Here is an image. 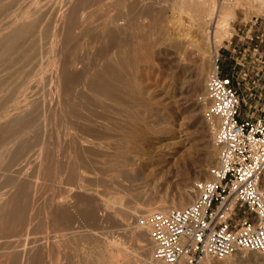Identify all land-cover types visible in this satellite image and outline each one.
I'll return each instance as SVG.
<instances>
[{"label": "bare ground", "instance_id": "6f19581e", "mask_svg": "<svg viewBox=\"0 0 264 264\" xmlns=\"http://www.w3.org/2000/svg\"><path fill=\"white\" fill-rule=\"evenodd\" d=\"M102 1L66 0L64 11L57 17L52 0H0V72L3 71L0 75V158L5 155V152H11L12 147L17 145L15 151L11 152L14 153V157L10 155L13 158L10 157V159L11 162L13 160V164L21 165L26 159L21 161L23 152L26 153L27 149L28 152L33 150L35 156L33 158L36 159L35 164H37V167H34L37 168L34 173L42 174L52 167L54 172L50 170L56 174L57 184L59 183L57 178L59 179L62 175L67 176L72 180L71 182L80 184L83 181L82 169L88 173L90 170L92 174L97 173L98 163L101 165V170L105 171V175L107 172L111 179L123 178V182L128 177V171H134V167L132 168L134 165L131 163L136 158L128 156L127 147L138 136L137 131L134 130L137 129L136 123L139 122V125L148 127V89L141 78L139 68L140 62H144L143 56L146 55L143 53L147 52L148 48V18L153 20V23L149 24L151 31H156L157 35L160 34L167 44H174L177 36H175V25L177 26L178 23H174L170 30L161 23L158 24L154 19L156 11L148 5L149 0H112L111 4L105 7ZM176 1L172 4L178 12L196 13V16L192 12L188 16L190 13L188 12L186 16L193 21L197 19L196 27L207 34L209 39L212 36L213 41L215 38L220 39L221 33L226 36L229 20L235 17V10L245 2L244 0H229L228 3H224V0ZM260 2L264 6V0ZM95 5L92 11L91 7ZM102 10L103 15L97 16ZM96 22L97 29L92 27ZM210 25H214L217 29L214 33L206 30ZM127 31L132 32L133 36L126 35ZM46 37L50 39L48 40L52 52L48 76L43 61L46 53L42 50ZM87 38L91 43H100L98 49L94 51L92 57L83 55L85 58H81L80 55L78 58L76 53L81 48V41ZM91 45L89 48H93ZM213 50V53H216L215 47ZM46 66H49L47 62ZM45 78L49 82L47 84L49 88L45 87ZM49 115L52 116L55 131H61L64 136V141L56 142L55 146L52 145L54 143L50 144L56 148H54L55 151L52 150V153L45 152L53 149L46 147L51 143L50 139L54 137V133H51V136L44 133ZM211 128H213L214 139L215 128ZM24 140L25 142L29 140V144L24 145ZM37 146L39 147L36 149ZM100 148H103V152ZM57 149L62 152V155H60L61 152L58 153L59 155L56 154ZM57 156L63 157L59 160ZM212 158L214 159V156ZM28 159H26L27 162ZM30 159L32 161V158ZM29 162L26 165H29ZM30 165L33 168L32 164ZM22 170V167H16L15 171L19 173L18 175L13 169L18 176H22ZM18 176L17 179H13V176L11 178L14 192L9 194L7 192V198L0 202L3 204L0 207V233L4 235L7 233L25 241L21 244L20 252L15 250L16 252L11 254V260L8 258L7 264H40L41 258L49 260L45 259L49 252L47 246L43 249L32 248L34 241L28 242L23 236L19 238L21 234L18 237L15 235L24 224V220L29 221L28 217L31 215L27 212L32 211V208L29 210L26 208L28 202L25 206L24 201H21L22 198L24 200L26 193L25 186ZM68 183L67 185H70ZM80 187L82 189V186ZM73 189L71 186L64 197L68 198V193L73 192ZM191 192L193 187L175 200L172 199L169 202L162 200L146 205L135 222L129 221L127 216L136 207H130L132 204L125 205L122 211L117 212L123 220L118 238L113 241L106 240L103 243L107 247L103 252L104 255L102 254L103 263L139 264L149 260L154 244L148 235V228L138 223L139 217L152 212L181 209L191 203ZM118 196L117 200L116 198L113 200L120 206L124 205L123 196ZM49 200L44 210L46 219L53 220L59 227L64 228L67 222L64 216L66 204L63 201L65 200H57L54 196ZM152 204H156L155 207H151ZM128 241H135L136 248L133 251H129V247L125 245ZM28 246L33 251L29 248L27 250ZM8 249L10 250L9 247ZM11 252L14 251L11 250ZM103 258L101 256V259ZM225 260L231 261V257H226ZM45 263L47 264V261ZM206 264L213 263L208 261Z\"/></svg>", "mask_w": 264, "mask_h": 264}, {"label": "rangeland", "instance_id": "374dc122", "mask_svg": "<svg viewBox=\"0 0 264 264\" xmlns=\"http://www.w3.org/2000/svg\"><path fill=\"white\" fill-rule=\"evenodd\" d=\"M111 1L112 0H103V7L109 6ZM227 1L229 0H224V3ZM244 1L245 2L235 10V17L229 20L226 36L221 33L222 37L220 39L215 38L214 41L211 39L213 38L212 36L209 39L207 34L196 27L197 19L193 21L186 16L190 11L187 13L183 11L185 14H182L181 11L178 12L175 5L172 4L173 2H177L176 0L148 1V5L153 7V11H156L154 12V19L158 24L161 23L170 30L172 26H174V23H178L177 26L175 25V36H177L174 44H167L163 41V38L160 37V34L157 35V33L155 34L156 31H151L149 24L153 23V20L148 18V48L147 52L143 53V55L146 54L143 56L144 62L141 61L139 64L141 78L147 87L146 89H148V127L139 125V122L135 124V128L137 129L134 130L137 131L138 136L136 135L137 137L135 140L127 147L129 150H127L129 152H127L128 156H135L136 158L134 162L131 163V165H134L132 166V168L134 167V171H128V177L124 179L125 182H123V178L111 179L110 174L107 172L105 175V171L101 170V165L98 163L97 166L100 168L96 166V170L99 169L97 173L92 174L90 170L89 174L88 171L82 169V184H77L75 181L71 182L72 180L68 179L65 175H62L63 177L60 176L59 179L57 178L59 182L57 184V182H55L56 174L53 173L54 169L52 167H50V169L53 172L49 169V173L47 171L42 174L34 173V170H37V168H34L37 167V164H35L36 159L33 158V150H29L28 152V149L27 151L25 149L27 154L23 152V156H25L21 158V161L25 158L28 159V157L32 158V161L29 158L28 162L30 160L29 163L32 164L33 168H31L30 164L26 165V163L28 164L26 159L21 165L13 164V160L11 162L13 158L10 155L13 156L14 154L11 152L13 150L15 151L17 145L12 147L11 152H5V155H2V158H0V202L2 199L7 198V192L8 194L14 192L12 187L13 180H11V178L13 176V179H17L19 175V173L15 171L16 167H22L23 170L25 169L24 171L22 170V176H18L20 177V179L18 178L21 180L20 182L25 186L26 193V197L24 196V200H22V198L21 201H24L25 206L28 202L29 204H27L28 206H26V208H28V210L32 208V211L29 212V210L27 212V214L30 213L31 215H28L30 216L28 217L29 221L24 220V226L22 225L21 228H19L20 231L18 229L15 235L18 237V235L21 234L19 238L22 236L23 238L26 237L28 242L34 241L35 244H33L34 247L32 248L36 247L35 249H43V247L47 246L49 252L45 259L49 260L41 258L40 264H46V261L47 264H104L102 260H104L103 252L106 246H104L103 243L106 240L113 241L118 238L123 220L117 212L119 210L122 211L125 205L132 204L129 206L132 208L134 206L136 207H134V211L130 212L129 216H127L129 221L135 222L140 211L143 210L146 205L157 201L161 202L162 200L168 202L172 199L175 200L182 193L191 190L196 181L208 178L209 168L217 162V148L213 143V128H211L203 118L204 105L202 103L206 79L210 69L211 56L214 51V47L212 48L211 46L212 42L216 50L218 46H222L220 54L224 72H230L234 66L235 58L243 56V53L246 57V59L244 58L246 63L238 69L246 71L248 68L258 67V63L256 64V61L252 63L251 58H249L251 57L250 48H248L246 52L244 50L242 52L241 49L239 50L240 54L238 52L233 54L227 49L228 42L225 41L230 34L229 28L231 27V21L235 20L236 28H241V31H239L241 35L247 33L249 29V25H244V21L264 15V6L261 5L260 0ZM52 4L54 12L57 17H59L64 11L66 0H64V2H62V0H52ZM95 7L96 5L92 6L91 10L95 9ZM99 12H97L99 13L97 16L100 17V15H103V10ZM191 12L193 15L196 14L193 11ZM191 12L188 16L191 15ZM180 19L182 20L180 21ZM97 22L92 25L93 28L97 29ZM206 30H210L214 33L217 29L214 25H210ZM257 30L258 29L254 27L252 32L255 34ZM131 33L132 32L127 31L126 35L133 36V33L130 35ZM218 33H220L219 30ZM48 39L49 37H46L45 41H43V44L46 42L43 45L46 49L44 47L42 48L44 53H46L45 56H47H43L47 76L51 68L50 60L52 58L50 39ZM208 40L212 41L210 42ZM90 43L89 38L81 41V48H79L76 53L78 58H80V55L81 58L94 56V51L98 49L100 43L97 44L92 42L91 44L93 45ZM232 44H237V37L233 38ZM90 45L93 48H89ZM246 45L247 44L244 46ZM197 47L201 49L197 50L199 49ZM201 52L204 53V58ZM83 55H85V57ZM45 61L47 65H49L48 67ZM259 67H261V65H259ZM1 72L3 73V71ZM1 72L0 75L2 74ZM48 83V80L45 78V87L49 86L47 85ZM45 90L47 89L45 88ZM241 110L244 112V110H247V107L242 104ZM47 121L48 124L46 129H44V133L50 136L52 135L51 133H54V137L52 136L50 139L51 143L46 147L53 149H45V152L49 151L52 153V150L55 151L56 149L52 145L55 146L58 141H64V136L61 131H55V125L51 115L47 117ZM28 141L29 140H27L24 145L29 144ZM50 144L52 145L50 146ZM38 147L39 146L35 148L37 149ZM100 149L103 152V148ZM101 150L99 151L101 152ZM60 152L61 151L58 150L56 154H60ZM60 155H62V152ZM212 156H214V159ZM62 157L63 156H57L59 160H61L60 158ZM3 166L6 167L4 168ZM13 169L18 175L15 174ZM11 173H13V175H11ZM14 174L15 176L17 175L16 178ZM95 174L97 176H95ZM128 179L129 181H127ZM30 181L32 182L30 183ZM67 183L70 185H67ZM69 186H72L74 189L72 190L73 192L68 193L69 196L67 198L64 196L67 195L70 189ZM80 186H82V189H80ZM194 195L195 191L193 189V192H191L192 199ZM53 196L57 200H65L63 203L66 204L64 209V216L66 218H64L67 222L64 228L59 227L58 223L53 220L50 221L46 219L44 210L49 204V199ZM117 196H123L122 203L124 205L120 206L118 203H115L116 201L113 199L116 198L117 200ZM192 199H190V202ZM135 200L137 201L136 203ZM30 201L32 202L30 203ZM1 205L3 204L0 203V207ZM155 205L156 204H152L151 207H155ZM1 234L2 233H0V264H7L9 263L8 260L12 253L16 251L20 252L22 249L21 244L25 240L22 238L21 240L17 239L15 236L8 235L7 233L5 235ZM25 234H27V236H24ZM9 243L11 245H8ZM125 245L129 247V251H133L136 248L135 241H128ZM29 246L27 250L29 248V250L33 251ZM18 247L21 248L18 249ZM11 250L14 252H11ZM101 256L103 259H101ZM230 257L231 261L229 260L227 262L225 260L226 258L211 261L213 264H264V255L254 252H239Z\"/></svg>", "mask_w": 264, "mask_h": 264}, {"label": "built area", "instance_id": "2783aa9c", "mask_svg": "<svg viewBox=\"0 0 264 264\" xmlns=\"http://www.w3.org/2000/svg\"><path fill=\"white\" fill-rule=\"evenodd\" d=\"M230 23L227 49L240 54L250 48L248 57L258 67L238 69L246 63L243 53L224 72L222 46L213 53L202 103L204 120L215 128L217 163L208 178L194 183L190 204L139 217L154 244L151 258L140 264H206L239 252L264 255V109H259L264 108V15L244 21L249 29L241 35L235 20ZM243 87L249 98L245 114Z\"/></svg>", "mask_w": 264, "mask_h": 264}, {"label": "crops", "instance_id": "0c3cea01", "mask_svg": "<svg viewBox=\"0 0 264 264\" xmlns=\"http://www.w3.org/2000/svg\"><path fill=\"white\" fill-rule=\"evenodd\" d=\"M245 92H246V90H241V96H242V98H243V100H244L243 105H244L245 107H247L246 102H249V98L247 97V92H246V93H245ZM247 110H248V108H247ZM247 110H244L243 114L247 113Z\"/></svg>", "mask_w": 264, "mask_h": 264}]
</instances>
